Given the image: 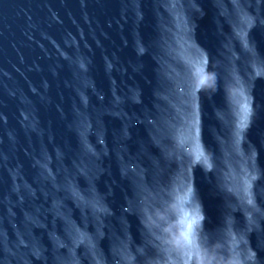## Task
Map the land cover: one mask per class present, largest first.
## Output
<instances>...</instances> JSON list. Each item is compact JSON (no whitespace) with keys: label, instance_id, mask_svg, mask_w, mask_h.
Returning a JSON list of instances; mask_svg holds the SVG:
<instances>
[{"label":"water","instance_id":"1","mask_svg":"<svg viewBox=\"0 0 264 264\" xmlns=\"http://www.w3.org/2000/svg\"><path fill=\"white\" fill-rule=\"evenodd\" d=\"M262 35L264 0H0V264H264Z\"/></svg>","mask_w":264,"mask_h":264},{"label":"snow or ice","instance_id":"2","mask_svg":"<svg viewBox=\"0 0 264 264\" xmlns=\"http://www.w3.org/2000/svg\"><path fill=\"white\" fill-rule=\"evenodd\" d=\"M252 24H253V21L250 18L243 16V15L241 16L240 21H239L240 32H238V35H240L242 38V41H244L245 49L249 51H251V49L249 48L246 42L248 39V33L244 31V26L247 25L250 28ZM261 38L264 39V35H262ZM204 64L205 65L207 64V57L204 58ZM202 72H203V69H201V73L198 74V83H194L190 85L193 97H195V95L201 91V87L206 83L207 78L202 76ZM262 74H264V72L257 70L256 72L257 76H260ZM238 84H239L238 94L243 97V103L240 105L239 123L237 125V128H238L237 135H239L240 131H243V129L247 128L250 125L251 120L254 115L253 106H252L250 97L247 95V89L239 81H238ZM194 156H195L196 162H200L203 159L204 163L207 164L209 168L212 167V164L209 162V158L205 155L204 150L201 149L199 146L197 147V151L195 152ZM244 184H245L244 194L245 196L248 197V203L252 204L250 183L247 180H245ZM189 228H191V225H189ZM190 243L191 241H189V245ZM199 251H202V250H198V253ZM246 259L248 260L255 259V253H249Z\"/></svg>","mask_w":264,"mask_h":264}]
</instances>
